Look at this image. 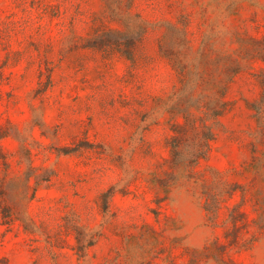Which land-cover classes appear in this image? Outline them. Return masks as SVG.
<instances>
[{
  "label": "rangeland",
  "instance_id": "374dc122",
  "mask_svg": "<svg viewBox=\"0 0 264 264\" xmlns=\"http://www.w3.org/2000/svg\"><path fill=\"white\" fill-rule=\"evenodd\" d=\"M232 60L189 177L173 107ZM0 126L13 173L41 178L0 264H78L79 231L92 264H264V0H0Z\"/></svg>",
  "mask_w": 264,
  "mask_h": 264
},
{
  "label": "trees",
  "instance_id": "16d2710c",
  "mask_svg": "<svg viewBox=\"0 0 264 264\" xmlns=\"http://www.w3.org/2000/svg\"><path fill=\"white\" fill-rule=\"evenodd\" d=\"M128 59L135 61L133 54H130ZM231 63L234 64L235 70L226 73L227 79H223L225 81L220 78V74L208 72L199 75L195 80H190L194 83H191L185 90L183 98L173 107L175 120L171 126L172 135L167 141L171 162L174 167L182 166L189 177L195 174L196 166L201 160L207 158L214 139L213 124L228 109L226 90L241 68L238 61L232 60ZM211 81H218L219 86L216 89L202 88L197 93L198 83L207 84ZM8 135V130L0 126V225L12 227L20 223L23 229L32 230L35 222L29 216L28 207L36 196L41 178L31 164L30 172L24 176L13 173L10 157L1 146V141ZM48 180L49 176L44 179ZM217 210L214 207L209 211L212 218L215 217ZM74 239L73 249L78 264H92L88 261L87 255L89 249L95 245L97 235L86 236L83 231H79L74 235Z\"/></svg>",
  "mask_w": 264,
  "mask_h": 264
}]
</instances>
